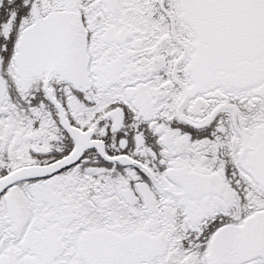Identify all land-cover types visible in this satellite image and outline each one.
Segmentation results:
<instances>
[{
  "label": "snow or ice",
  "instance_id": "snow-or-ice-1",
  "mask_svg": "<svg viewBox=\"0 0 264 264\" xmlns=\"http://www.w3.org/2000/svg\"><path fill=\"white\" fill-rule=\"evenodd\" d=\"M0 264H264V0H0Z\"/></svg>",
  "mask_w": 264,
  "mask_h": 264
}]
</instances>
